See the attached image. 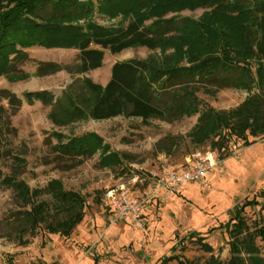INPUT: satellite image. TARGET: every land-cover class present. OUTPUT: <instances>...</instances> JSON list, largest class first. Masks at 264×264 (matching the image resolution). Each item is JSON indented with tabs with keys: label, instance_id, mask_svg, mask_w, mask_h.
<instances>
[{
	"label": "trees",
	"instance_id": "trees-1",
	"mask_svg": "<svg viewBox=\"0 0 264 264\" xmlns=\"http://www.w3.org/2000/svg\"><path fill=\"white\" fill-rule=\"evenodd\" d=\"M198 8L212 10L198 20L180 15ZM117 19L128 23L115 29L98 23ZM31 47L78 50L74 73L80 75L101 69L105 50L116 56L137 47L172 49L179 57L178 62H117L106 85L84 76L80 91L70 88L56 100L47 92L25 94L29 103L53 104L50 119L62 128L118 116L139 119L144 126L155 119L175 124L198 116L189 135L192 143L196 147L210 144L222 159L229 157L234 139L245 147L264 139V0H0V77L21 78L18 64L26 59L22 51ZM65 69L42 63L38 73ZM224 89L246 91L249 96L229 111L210 107L198 97L200 92L216 95ZM0 96L14 110L23 104L6 90ZM12 116L0 107V162L10 154L9 139L15 134ZM54 135L57 144L52 153L67 170L106 148L96 133ZM2 183L31 206L20 218L21 233L35 232L44 224L50 233L69 238L85 218V196L65 190L60 180L44 190H32L9 175ZM42 192L53 201L38 203ZM246 206H237L232 220L230 260L222 262L211 245L198 240L212 255L208 264H264L263 252L256 246L257 238L264 244V216L251 232L243 217ZM174 260L177 257L164 259L163 264Z\"/></svg>",
	"mask_w": 264,
	"mask_h": 264
},
{
	"label": "rangeland",
	"instance_id": "rangeland-1",
	"mask_svg": "<svg viewBox=\"0 0 264 264\" xmlns=\"http://www.w3.org/2000/svg\"><path fill=\"white\" fill-rule=\"evenodd\" d=\"M211 10L198 8L180 15L198 20ZM98 23L115 29L128 22L117 19ZM22 53L26 59L19 62L18 69L23 76L0 77V92L6 90L23 101L14 110L0 96V107L13 115L11 126L15 131L9 139L10 154L0 162V264H163L171 257L177 260L167 264H208L212 255L201 247L202 241L227 262L233 254L230 241L237 206L247 205L243 217L251 232L259 227L264 216V139L247 147L234 139L229 144V157L222 159L210 144L196 147L192 143L189 135L198 116L175 124L155 119L149 126L139 119L118 116L105 122H73L62 128L50 119L53 104L25 99L31 92H47L56 100L70 88L80 91L84 76L106 85L117 62H178L174 50L137 47L116 56L105 50L104 66L86 75L74 73L79 56L74 48L31 47ZM42 63L68 70L40 75ZM253 65L258 68L256 61ZM248 96L246 91L235 89H224L216 95L198 94L203 103L220 111L235 109ZM56 133L66 137L96 133L106 148L81 166L67 170L52 153ZM209 153L217 164L203 180L191 181L174 193L159 188L157 180L168 170H181L189 160ZM8 175L24 181L32 190H44L53 180H60L65 190L81 193L87 201L83 222L69 238L50 233L44 224L35 232L21 233L20 218L31 206L2 183ZM118 189L129 190L140 199L148 197L141 229L126 220H114L109 195ZM41 201L53 200L42 192L37 198L38 203ZM256 246L264 256L260 238Z\"/></svg>",
	"mask_w": 264,
	"mask_h": 264
},
{
	"label": "built area",
	"instance_id": "built-area-1",
	"mask_svg": "<svg viewBox=\"0 0 264 264\" xmlns=\"http://www.w3.org/2000/svg\"><path fill=\"white\" fill-rule=\"evenodd\" d=\"M215 158L209 155H198L195 161L189 160L187 167L181 170L170 169L163 177L157 180L159 188L166 192H178L187 184L201 181L206 174L216 166ZM110 206L114 212V220H126L134 223L137 229L142 228V218L148 205V197L140 199L134 197L129 190L118 189L109 195Z\"/></svg>",
	"mask_w": 264,
	"mask_h": 264
}]
</instances>
